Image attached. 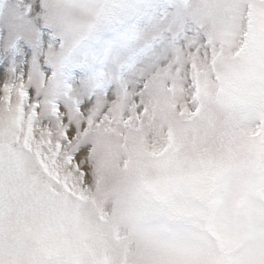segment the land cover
Segmentation results:
<instances>
[{
  "label": "snow or ice",
  "instance_id": "1",
  "mask_svg": "<svg viewBox=\"0 0 264 264\" xmlns=\"http://www.w3.org/2000/svg\"><path fill=\"white\" fill-rule=\"evenodd\" d=\"M0 264H264V0L4 17Z\"/></svg>",
  "mask_w": 264,
  "mask_h": 264
},
{
  "label": "rangeland",
  "instance_id": "2",
  "mask_svg": "<svg viewBox=\"0 0 264 264\" xmlns=\"http://www.w3.org/2000/svg\"><path fill=\"white\" fill-rule=\"evenodd\" d=\"M31 0H0V21L6 16L13 18L27 15Z\"/></svg>",
  "mask_w": 264,
  "mask_h": 264
}]
</instances>
